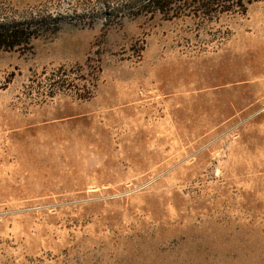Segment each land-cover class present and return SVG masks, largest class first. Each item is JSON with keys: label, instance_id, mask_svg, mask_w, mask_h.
I'll return each instance as SVG.
<instances>
[{"label": "rangeland", "instance_id": "obj_1", "mask_svg": "<svg viewBox=\"0 0 264 264\" xmlns=\"http://www.w3.org/2000/svg\"><path fill=\"white\" fill-rule=\"evenodd\" d=\"M102 1L0 0V22L58 23L0 51V264H264V0Z\"/></svg>", "mask_w": 264, "mask_h": 264}, {"label": "trees", "instance_id": "obj_2", "mask_svg": "<svg viewBox=\"0 0 264 264\" xmlns=\"http://www.w3.org/2000/svg\"><path fill=\"white\" fill-rule=\"evenodd\" d=\"M259 1L263 0H103L101 4L106 9H112V13L109 14L110 18L120 15L121 17L139 19L161 15L167 19H174L178 17L175 15L176 10L183 8L184 10H196L198 16L204 19H213L221 14L245 15L248 5ZM57 25L58 23L51 22L50 18L27 22H0V51H24L32 44L33 39L37 38L38 31L58 30ZM88 67L90 71H94L89 76L87 73L84 79L89 92L83 97L84 100H89L92 97L91 90L97 87L95 68L91 65ZM82 71L84 72L83 67H79V73ZM75 74L78 76V73ZM72 75L71 71H63L49 77L47 85L51 86L52 94L56 92L57 84L60 81L68 82Z\"/></svg>", "mask_w": 264, "mask_h": 264}]
</instances>
